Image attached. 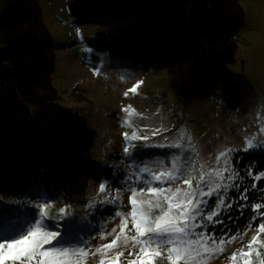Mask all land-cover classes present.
Listing matches in <instances>:
<instances>
[{"label": "trees", "instance_id": "1", "mask_svg": "<svg viewBox=\"0 0 264 264\" xmlns=\"http://www.w3.org/2000/svg\"><path fill=\"white\" fill-rule=\"evenodd\" d=\"M69 11L78 24L99 26L90 43L107 52L109 63L164 70L180 100L190 101L218 86L225 97L235 92L229 66L238 48L234 36L245 20L240 0H72ZM55 47L36 0H0V235L15 234L22 224L21 208L11 200L25 188L32 190L31 202L39 204L71 196L84 171L98 183L107 179L118 185L112 167L92 170L86 121L61 102L52 81ZM237 155L242 159L237 164L234 157V167L245 169L255 162L253 176L264 170V149ZM240 178L250 190L248 201L239 203H264V178L255 181L246 171ZM254 183L257 187L251 189ZM230 195L237 197L235 191ZM237 208L234 203L223 215L224 223L215 225L217 236L221 229L236 234L264 221L258 216L249 227L254 208L245 207L243 215ZM24 211L35 214L33 208ZM99 214H92L94 228L85 227V238L97 233L112 212L106 207Z\"/></svg>", "mask_w": 264, "mask_h": 264}, {"label": "snow or ice", "instance_id": "2", "mask_svg": "<svg viewBox=\"0 0 264 264\" xmlns=\"http://www.w3.org/2000/svg\"><path fill=\"white\" fill-rule=\"evenodd\" d=\"M85 51L92 52L93 49L85 48ZM100 70L97 67L94 72L99 74ZM126 76L127 73H123L122 79ZM141 83L137 81L124 95L128 96L130 92L137 94ZM122 111L126 114L121 119L122 125L132 130L123 133V159L127 161V167L118 170L123 172L121 187L114 188L113 181L103 180L98 186V192L103 195L86 202L83 208L84 216H88L106 206L119 207L117 201L122 191L129 193L130 210L126 213L114 211V216L120 218V224L107 233L113 237L110 242L90 251L88 240L80 234L83 229L77 230L80 220L73 215L71 205L61 207L57 215H50L48 210L52 205L48 202L32 203V190L25 188L17 194L18 198L11 200L13 205L20 206L23 222L15 234L0 235V264H83L89 255L99 253L105 256L121 245L129 249V256L134 257L128 259L127 264H156L155 258L165 254L169 264H204L207 258L224 253V245L242 236V230L230 234V230L225 232L221 229L219 236L215 233V225L224 223L222 217L228 214L234 203L241 215L245 207L254 208L249 227L258 216L264 217V212L260 211L264 203H239L240 200L248 201L250 190L243 187L240 172L246 171L248 177L259 181L264 178V171L253 176L255 162L245 169L232 164L236 153L264 149V117L257 126V132L248 135L241 148L226 147L215 156L214 165H206L198 164L200 154L192 137L183 129L170 141L163 135L168 129L148 128L147 124L143 128L136 127L134 118H149L131 105ZM156 137L160 139L156 140ZM165 149L168 151L163 154L153 151ZM235 159L239 164L242 157L237 155ZM256 187L255 183L251 185V189ZM113 190L117 195L110 196L109 192ZM233 191L237 193L235 198L230 195ZM260 193V198L264 199V189ZM212 198L214 203H210ZM25 207L35 209V214L24 211ZM228 219L231 221L232 217L229 215ZM209 227L213 228L212 232L208 231ZM255 231L256 234L247 242L248 251L243 248L233 251L230 255L232 261L237 260L239 253L243 264H254L251 257L255 253L261 258L259 264H264V241L258 238L264 232V222L259 223ZM129 232L134 234L128 235ZM123 255L122 251H116L107 264H120ZM100 264H105V261L101 259Z\"/></svg>", "mask_w": 264, "mask_h": 264}, {"label": "rangeland", "instance_id": "3", "mask_svg": "<svg viewBox=\"0 0 264 264\" xmlns=\"http://www.w3.org/2000/svg\"><path fill=\"white\" fill-rule=\"evenodd\" d=\"M36 1L56 45L53 84L60 93L61 102L78 111L86 121L92 141V170L95 171L101 166L112 167L118 180V185L114 188H120L123 179V172L118 170L127 167V161L123 159V133H130L132 129L121 123V119L126 115L122 109L126 106L131 105L142 116L149 118H134L137 121L136 127L143 128L147 124L148 128L168 129L163 135L170 141L183 129L192 137L200 154L198 164L214 165L215 156L220 150L226 147L241 148L247 136L257 132V126L264 117V0H240L245 11V20L234 36L238 48L235 62L229 66L236 86L235 92L225 97L222 87L218 86L190 101L176 97L164 70L146 72L129 69L122 63H109L107 52L97 51L90 43L98 37L99 26L78 24L69 11L72 0ZM85 48H91L93 51L87 52ZM97 67L101 69L99 74L94 72ZM125 72L127 76L122 79ZM137 81L143 82L139 85L137 94L130 92L125 96L124 92L132 88ZM155 139L159 140L160 137ZM153 151L163 154L168 150ZM88 174L84 171L75 179L71 196L48 202L52 205L48 210L50 215H57L61 207L71 205L73 215L80 220L77 230L83 229L81 235L88 225L94 228L92 215L84 216L85 203L103 195L98 192L99 183ZM109 195L115 196L117 193L113 190ZM128 196V192L122 191L120 200L117 201L119 207L106 206L110 208L112 215L106 222L103 221L104 224L102 223L97 233L85 238L88 240L90 251L113 238L107 233L120 224V218L114 216V211L126 213L130 210ZM214 202V198L210 199V203ZM102 209L94 211L93 214L100 218L99 212ZM60 223L63 224V221ZM257 227L258 225L243 231L240 238L224 245V253L207 258L204 264H243L239 253L236 261H232L230 255L242 248L248 251L247 242L256 234ZM209 228L208 231L211 232ZM101 232L104 233L103 237ZM132 234L134 233H128ZM258 238L264 241V232L260 233ZM116 251L124 253L120 264H127L128 259L134 258L129 256V249L121 245L110 250L105 256L99 253L95 256L89 255L83 264H100L101 259L107 264ZM251 258L254 264H259L261 259L256 257L255 253ZM155 261L156 264H169L166 254L155 258Z\"/></svg>", "mask_w": 264, "mask_h": 264}]
</instances>
